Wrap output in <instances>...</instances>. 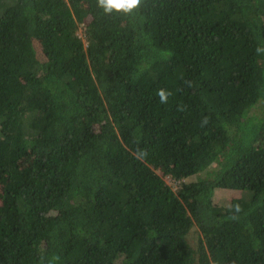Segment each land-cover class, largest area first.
<instances>
[{
  "label": "trees",
  "instance_id": "obj_1",
  "mask_svg": "<svg viewBox=\"0 0 264 264\" xmlns=\"http://www.w3.org/2000/svg\"><path fill=\"white\" fill-rule=\"evenodd\" d=\"M1 186L0 264H264V0H0Z\"/></svg>",
  "mask_w": 264,
  "mask_h": 264
},
{
  "label": "clouds",
  "instance_id": "obj_2",
  "mask_svg": "<svg viewBox=\"0 0 264 264\" xmlns=\"http://www.w3.org/2000/svg\"><path fill=\"white\" fill-rule=\"evenodd\" d=\"M143 0H97V6L103 10L105 14H123L125 16L132 15L134 12H138ZM159 96L160 103H167L168 97L171 95L165 89H160L157 92ZM183 110V109H180ZM207 122L205 118L204 123ZM239 206H237L236 211H239Z\"/></svg>",
  "mask_w": 264,
  "mask_h": 264
},
{
  "label": "rangeland",
  "instance_id": "obj_3",
  "mask_svg": "<svg viewBox=\"0 0 264 264\" xmlns=\"http://www.w3.org/2000/svg\"><path fill=\"white\" fill-rule=\"evenodd\" d=\"M84 29H85V28L82 26V28H80L79 31H78L79 35L82 36V37H85ZM84 41H85V40H84ZM1 188H2V186L0 187V191H1ZM230 194H238V192H237V191H231V190H229V191H226V194H225V195H226L227 197H229ZM0 203H1V199H0ZM192 238H193V239H197V234H193V235H192Z\"/></svg>",
  "mask_w": 264,
  "mask_h": 264
}]
</instances>
